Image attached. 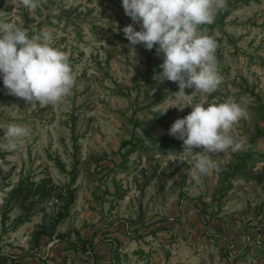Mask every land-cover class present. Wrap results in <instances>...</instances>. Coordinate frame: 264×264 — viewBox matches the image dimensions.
<instances>
[{"label":"rangeland","instance_id":"374dc122","mask_svg":"<svg viewBox=\"0 0 264 264\" xmlns=\"http://www.w3.org/2000/svg\"><path fill=\"white\" fill-rule=\"evenodd\" d=\"M13 10L0 0V19L30 37L51 32L75 84L54 105H30L8 94L0 75V264H264V137L252 147L256 128L264 130V0H226L214 12L221 23L198 26L216 43L221 83L191 102L231 99L247 111L234 126L246 150L212 154L218 169L199 179L185 174L193 161L183 154L177 156L184 162H174L134 147L119 165L132 147L124 142L147 134L168 137L183 152L169 130L192 111H166L178 84L154 79L163 71L158 45L130 52L122 29L133 21L122 0H41L32 11ZM10 123L28 129L15 150L3 138ZM246 154L252 159L243 160ZM44 178L56 194L74 190L76 201L53 237L36 245L35 233L52 224L64 201L8 204V195L23 179ZM22 218L29 221L17 225ZM81 239L96 247L82 251Z\"/></svg>","mask_w":264,"mask_h":264},{"label":"clouds","instance_id":"9594fccd","mask_svg":"<svg viewBox=\"0 0 264 264\" xmlns=\"http://www.w3.org/2000/svg\"><path fill=\"white\" fill-rule=\"evenodd\" d=\"M8 2L14 6L13 11L20 7L32 11L40 6L41 0ZM122 7L133 21L122 29L130 52L136 53L137 45L149 51L158 45L157 53L163 54L160 65L163 71L154 79L161 84L165 81L178 84L179 91L172 93L174 99L166 111L172 107L181 111L185 107L192 109L187 116L175 120L169 130V135L183 141V152L179 154L193 161L185 174L199 179L218 169L212 154L246 150V141L238 139L234 131V126L247 118L241 103L231 99L207 103L204 98L191 102L196 93L211 94L221 83L216 43L201 34L198 26L211 23L214 12L226 7V0H122ZM53 39L47 30L30 37L26 29L0 19V75L8 94L41 106L54 105L70 94L75 76L68 56L53 47ZM187 88L194 89L192 94H186ZM185 101L188 103L184 104ZM27 135L28 129L10 123L3 138L8 141L7 147L15 150L17 141ZM177 154L170 151L166 157L175 162L179 160Z\"/></svg>","mask_w":264,"mask_h":264},{"label":"trees","instance_id":"16d2710c","mask_svg":"<svg viewBox=\"0 0 264 264\" xmlns=\"http://www.w3.org/2000/svg\"><path fill=\"white\" fill-rule=\"evenodd\" d=\"M222 19H216L214 20L211 24H202L199 27L200 28H212L216 25V23H221ZM148 84V83H146ZM158 99H160L159 97H157V102L158 103ZM262 137H264V130L257 127L256 128V133L252 139V147H256L257 142L259 139H261ZM128 145H132L131 148H129L126 152H124L121 156V162H120V166L124 167V164L127 160V157L130 153H132L134 151V147H138V149L142 150V151H154V152H160L162 154L167 155L168 152L170 151H174L177 152L179 154L180 152V148L179 147H175L174 146V142L169 139L168 137H154L150 134H147L144 139L138 140V141H134V140H128L125 141L123 144V148L127 147ZM177 154V155H178ZM252 155L250 154H246V156L243 158V160H251ZM262 157H264V155H262ZM245 166L244 163H240L236 166L237 170L242 169ZM73 180H71V182H73ZM51 180L48 179H42L38 184H34V183H29V180H21L18 184V186L13 189L10 194L8 195V204H18V200L22 199L23 202H26L28 199H30V197H38L40 199H56V200H62L64 201L63 204V208L61 209V212L58 213V216L56 217V219L52 222L51 225L47 226V227H42L40 229V231L35 233L34 236V243L36 245H39L41 238L44 236H49L50 239L53 237V235L55 234L56 228L59 225V223H61L64 219H66L69 214H70V210L71 207L74 205L75 201H76V197H75V192L74 190H66V193L64 195V193H60V194H56L54 193V186L50 185ZM50 185V186H49ZM64 195V196H63ZM25 209V208H24ZM29 220L27 218H22L17 222V225L20 224H24L26 222H28ZM62 238H64L63 236H61ZM81 243H83V250L82 251H87L86 249L90 248V249H94L96 247V245L93 243L92 239H88V240H82L81 239ZM72 247H74L76 250H79L81 248H79V246L77 245H73ZM5 261V260H4Z\"/></svg>","mask_w":264,"mask_h":264}]
</instances>
